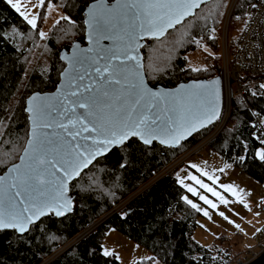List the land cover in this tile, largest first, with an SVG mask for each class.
Returning <instances> with one entry per match:
<instances>
[{"label": "trees", "instance_id": "trees-1", "mask_svg": "<svg viewBox=\"0 0 264 264\" xmlns=\"http://www.w3.org/2000/svg\"><path fill=\"white\" fill-rule=\"evenodd\" d=\"M57 1L44 0L37 15L36 25L31 27L26 25L4 0H0V30L9 37L8 40H0V121L11 98L19 94V103L12 115L16 122L13 129L15 128L17 133L26 126V116L23 112L25 98L33 92L53 90L58 73L63 67L58 60L59 51L67 50L74 42L83 43L82 10L94 0H61L59 8L65 18L52 26L46 41V46L52 54L49 69L45 74L33 71L26 82L22 81L25 56L22 43L27 44L29 35L36 33V26L40 24L38 20L47 5ZM211 1L208 4H211ZM226 1L228 0H223L224 3ZM243 4L244 0L237 7L238 13L241 12ZM219 27L220 22L215 20L214 14L196 11L192 18L175 27L161 40H146L141 55L147 82L162 87H173L178 82L210 79L218 75ZM202 43L203 48L215 55L213 58L206 57V60L212 61L210 67L192 72L187 68L186 56ZM245 92L250 110L264 111V99L260 98L264 97V92L260 87H250ZM252 92L260 95L254 97ZM249 115L247 107L239 104L237 98H232L228 121L223 131L208 147L264 187V163L256 158L259 143L253 127L249 126ZM262 118L264 120V117ZM208 131L209 128L193 135L176 149L162 148L155 143L142 146L134 138L120 148L113 149L105 157L96 160L69 185L71 207L72 203L76 204L71 213L59 218L49 215L31 226L22 236H17L13 231L0 232V264L42 263L87 224L110 211L160 174ZM23 136L22 133L19 142L23 140ZM15 158L0 167V174L16 161ZM175 171L158 177L93 233L47 264H118L114 257L105 260L99 255V238L108 228H113L145 250L149 258H153H148L144 262L146 264L156 258L161 264H193V260L199 261L200 257L205 258L203 264H233L242 254L232 252L230 240L225 235L215 237L208 247L192 239V234L198 226V214L182 200L183 191L176 183Z\"/></svg>", "mask_w": 264, "mask_h": 264}, {"label": "water", "instance_id": "water-1", "mask_svg": "<svg viewBox=\"0 0 264 264\" xmlns=\"http://www.w3.org/2000/svg\"><path fill=\"white\" fill-rule=\"evenodd\" d=\"M210 1L94 0L83 8V43L59 51L53 90L24 100L26 139L0 174L4 231L22 236L49 215L71 213L69 185L128 140L176 149L214 123L222 107L218 75L150 84L141 55L146 40H161ZM247 264H264V251Z\"/></svg>", "mask_w": 264, "mask_h": 264}, {"label": "rangeland", "instance_id": "rangeland-1", "mask_svg": "<svg viewBox=\"0 0 264 264\" xmlns=\"http://www.w3.org/2000/svg\"><path fill=\"white\" fill-rule=\"evenodd\" d=\"M17 2L18 0H13L14 5ZM22 2L25 6L23 11L28 17L27 22L24 23L34 27L36 25L37 15L43 6L44 0H22ZM227 2L228 1L224 3L223 0H213L211 4L207 3L201 6L200 9L197 10V13L202 11L203 14H214L215 20L221 22L220 15L224 12ZM242 2L243 0H240L239 4ZM246 2L247 0H244L243 6ZM60 3L61 0H58L55 4L47 5L44 13L38 20L40 24L36 26V33L34 35H29L27 44L25 42L22 43L25 51L22 73L23 82H26L33 71H40L45 74L49 69V62L52 58V54L46 46V41L52 26L59 20L65 18L59 8ZM214 10L216 12H214ZM237 11V9L234 11L229 25L232 37L237 35L243 24L242 10L240 13ZM203 45V43L200 44L195 51L186 56L187 68L192 72L200 68L206 69L211 66L212 61L210 59L206 60V57L213 58L215 53H212L207 48H203ZM205 60L206 62L204 63ZM18 95L11 98L4 110V116L0 121V167L9 163L13 158L19 155L26 139L27 123L25 128L21 129L19 133L15 132V128L13 129L16 122L12 119V115L14 111H16L19 103L17 102ZM23 98H21L22 103ZM8 128H11V130ZM22 133L24 135L23 140L19 142L22 138ZM207 148L209 147L206 146L203 149ZM262 153L263 149L260 147L257 148L255 153L256 158L260 159ZM165 168H167V166ZM165 168L163 170H165ZM214 178L215 177H210V180L207 179V184H201L202 190L199 189L201 192L197 189L191 194L185 193L183 195L184 199L187 198L185 200L189 202L188 204L191 208L200 215L197 217V225L212 234L209 235V233H205L203 235L204 240L196 234L194 239L200 245L208 247L213 243L215 237L218 235H225L226 238L230 240L231 245L229 246L232 252L243 254L254 245L250 240L253 233L255 231L263 232L264 212L253 209L252 206L257 202L255 199L258 196L263 197L264 187L254 180L251 181L252 186L250 187L247 183L239 180L237 176L232 175L228 171H223L216 179ZM153 179H150L147 183L139 187L131 196L139 194L146 189ZM75 206L76 204L72 203V207ZM205 213L207 215H205ZM221 214H223V216ZM229 221H234L235 225L239 227H235ZM76 240H78V237L69 240L65 245L59 247L52 255L45 258L40 264H44V262L60 252L63 247L76 242ZM99 244L100 249L103 247L113 253V257L118 264H137L138 262H146L149 258L145 250L135 245L113 228L104 230L99 238ZM116 257L119 259H116ZM150 264H156V260Z\"/></svg>", "mask_w": 264, "mask_h": 264}, {"label": "built area", "instance_id": "built-area-1", "mask_svg": "<svg viewBox=\"0 0 264 264\" xmlns=\"http://www.w3.org/2000/svg\"><path fill=\"white\" fill-rule=\"evenodd\" d=\"M239 2L240 0H228L219 27L218 76L220 78L222 98L220 114L209 127V131L201 138L202 140L200 139L175 158L167 168L161 172V174L154 177L152 182L158 177L176 170L190 156L208 146L209 143H211L223 131L228 121L232 98H237L239 104L247 107L250 114L253 112L250 110L245 91L247 88L254 86L260 87L261 84H264V0H247L242 9V27L237 35L232 37L229 25ZM251 122L255 125V129L253 128V130L259 143V147L263 149L260 160L264 163V120L259 115H252ZM256 133H259V136H257ZM152 182H150L148 186ZM134 196L122 200L110 211L87 224L75 236V238L78 237L76 242L63 247L60 252L44 262V264L49 263L57 255L64 252L73 244L93 233L111 215L122 210ZM256 207L260 212H264V195L257 201ZM262 230V233L259 231L253 233L250 240L254 245L247 249L242 256L236 258L233 264H247L264 251V227Z\"/></svg>", "mask_w": 264, "mask_h": 264}, {"label": "crops", "instance_id": "crops-1", "mask_svg": "<svg viewBox=\"0 0 264 264\" xmlns=\"http://www.w3.org/2000/svg\"><path fill=\"white\" fill-rule=\"evenodd\" d=\"M201 150L195 153L194 155L190 156L174 172L176 183L182 189L183 195L185 193L191 194L197 189L202 190L201 188L202 183L207 184L206 182L210 180V177H215L214 179H216L219 175L223 173V171L226 172L228 171L232 175L237 176L239 180L247 183V185H249L250 187L252 186L251 181L253 179L248 177L245 173H243V171H241L239 168L234 166L232 162L225 161L220 155L214 152L211 148L203 149L202 151ZM183 195H182V200L185 201V203L188 206H190L188 204L189 202H187L183 198ZM260 198L261 197L258 196L255 199V201L256 200L258 201ZM256 204L257 202L252 206L253 209H257ZM197 214L198 216H200L198 212ZM205 233L208 234L209 232H207L202 227L197 226V228L194 230L192 234V239H194L195 235L197 234L202 238V240H204L203 235ZM209 235L212 234L209 233ZM194 241L196 240L194 239Z\"/></svg>", "mask_w": 264, "mask_h": 264}, {"label": "snow or ice", "instance_id": "snow-or-ice-1", "mask_svg": "<svg viewBox=\"0 0 264 264\" xmlns=\"http://www.w3.org/2000/svg\"><path fill=\"white\" fill-rule=\"evenodd\" d=\"M4 3H6L10 8L13 9V11H16L17 14L21 17V20L23 22H27L28 20V17L27 15H25L24 11H23V8L25 7L23 5V2L22 0H18V2L14 5L13 4V0H4ZM238 18V17H237ZM2 30H0V40H8L9 37H7L6 35L2 34ZM260 89L262 92H264V84H261L260 85ZM254 97H257L259 96L260 94L257 93V92H252L251 93ZM261 99H264V97H260ZM43 101L40 102V104L42 105ZM40 105H38L39 107ZM252 115H259L261 117H264V111H259V112H252L249 116L251 117ZM249 121V126H252L254 129H255V125L252 124L251 120H248ZM257 136H259V133H256ZM144 143H147V144H150L152 143L151 140H144L143 141ZM255 142V141H254ZM124 166V165H122ZM187 199V198H185ZM247 207V206H246ZM71 210V209H70ZM59 214H63V213H59ZM205 215H207L205 213ZM223 216V214H221ZM230 223H232L235 227H239L237 225H235L234 221H229ZM5 229L3 228L2 225H0V232H3ZM99 255L104 258L105 260H107L108 258H111L113 257V253L108 251L107 249H104L103 247L99 250ZM116 259H119L118 257H116ZM150 260L153 259V258H149ZM204 257H200L199 261H196L195 259L193 260V264H203V261H204ZM213 260H215V257L212 258ZM141 264H144V262H141ZM156 264H160L158 258H156Z\"/></svg>", "mask_w": 264, "mask_h": 264}]
</instances>
